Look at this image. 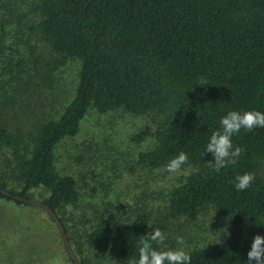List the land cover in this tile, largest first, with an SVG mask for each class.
Segmentation results:
<instances>
[{"label":"trees","instance_id":"obj_1","mask_svg":"<svg viewBox=\"0 0 264 264\" xmlns=\"http://www.w3.org/2000/svg\"><path fill=\"white\" fill-rule=\"evenodd\" d=\"M31 11L36 18L30 30L49 46L48 71L78 60V82L59 117L25 135L0 124V146L10 151L13 171L0 176V189L10 193L0 191V198L33 205L11 195L32 199L30 191L41 189L38 201L55 212L81 264H108L105 254L112 250L116 263L134 264L139 238L154 230L150 216L138 213L125 223L99 217L74 235L63 210L80 198L78 183L56 161L59 144L78 134L90 108L146 115L155 127L154 143L139 152L138 163L165 167L183 151L189 157L184 167L193 168L167 194L163 218L196 221L212 208L232 224L224 239L188 250L191 264H247L254 237L264 236V128L232 137L245 153L220 173L208 168L214 157L205 148L228 112L264 113V0H33ZM3 57L8 84L19 86L25 58ZM248 172L256 178L238 192L235 177ZM6 260L0 264H13Z\"/></svg>","mask_w":264,"mask_h":264},{"label":"rangeland","instance_id":"obj_2","mask_svg":"<svg viewBox=\"0 0 264 264\" xmlns=\"http://www.w3.org/2000/svg\"><path fill=\"white\" fill-rule=\"evenodd\" d=\"M32 2L0 0V26L3 23L5 30L3 56L12 60L25 58L26 72L19 86L9 85L0 63V124L24 135L40 122L60 116L74 94L80 68L74 59L54 73L48 71L49 46L29 27L36 18L31 11ZM154 128L146 115L134 116L121 110L99 113L90 108L78 134L59 144L58 169L77 179L80 192L71 209L68 205L63 210L70 232L83 233L99 217L113 216L125 223L144 213L150 216L154 229L165 234L167 249L179 247L177 236L184 237L186 251L225 238L232 224L212 208L203 211L196 221L163 218L167 194L193 168L184 167L176 175L169 174L165 167L138 163L139 152L154 143ZM9 159L10 151L0 146V176L12 174ZM260 174L264 178V161ZM10 187L15 184L12 182ZM39 193L45 192L30 191L37 201L41 200ZM159 223L165 228H160ZM61 240L57 225L42 208L0 198V261L72 264ZM105 255L108 264H118L113 250Z\"/></svg>","mask_w":264,"mask_h":264},{"label":"clouds","instance_id":"obj_3","mask_svg":"<svg viewBox=\"0 0 264 264\" xmlns=\"http://www.w3.org/2000/svg\"><path fill=\"white\" fill-rule=\"evenodd\" d=\"M199 83L204 85L205 78L201 77ZM220 129L214 131L205 148V154L210 153L214 157V162L207 163L208 168L220 173L222 169L237 165L240 157L245 153V149L233 145L232 137L238 136L241 131L252 132L257 128H264V113L251 111H230L223 116L220 121ZM189 162V157L185 152H180L171 158L165 166V171L169 174H181L184 166ZM255 174L248 172L237 175L234 181L235 189L245 191L251 188ZM69 210L71 206H68ZM165 234L158 228L154 229L146 236L139 238L138 259L134 264H191V256L187 248L184 237L177 236V248L158 250L157 246H164ZM247 264H264V236L256 235L251 244V249L247 253Z\"/></svg>","mask_w":264,"mask_h":264},{"label":"water","instance_id":"obj_4","mask_svg":"<svg viewBox=\"0 0 264 264\" xmlns=\"http://www.w3.org/2000/svg\"><path fill=\"white\" fill-rule=\"evenodd\" d=\"M0 191L3 194H6V195L10 194L7 190H4V189H0ZM11 196H13L14 198H16L19 201L30 203V204L42 207L46 211V213L49 214L52 217V219L54 220L55 224L57 225L58 231H59V233L61 235V238H62V240L64 242V246H65V248L67 250L68 255L72 258V260L74 261L75 264H81L80 261L78 260V258L74 255V253H73V251H72V249L70 247V244L68 242V239H67V236H66V233H65V230L63 228L62 223L59 221L57 215L55 214V212L51 208H49L46 204H44V203H42L40 201H37V200L24 198V197H21V196H18V195H11Z\"/></svg>","mask_w":264,"mask_h":264}]
</instances>
